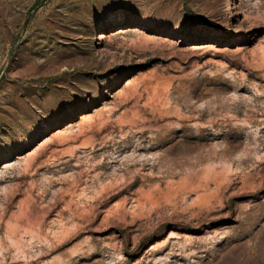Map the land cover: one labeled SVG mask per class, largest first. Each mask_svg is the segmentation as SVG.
<instances>
[{
  "label": "rangeland",
  "instance_id": "1",
  "mask_svg": "<svg viewBox=\"0 0 264 264\" xmlns=\"http://www.w3.org/2000/svg\"><path fill=\"white\" fill-rule=\"evenodd\" d=\"M0 264H264V0H0Z\"/></svg>",
  "mask_w": 264,
  "mask_h": 264
}]
</instances>
